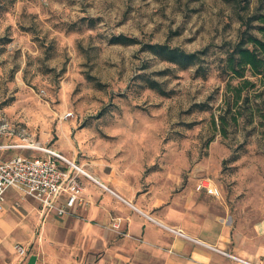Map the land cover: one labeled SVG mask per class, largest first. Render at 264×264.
<instances>
[{"label": "rangeland", "instance_id": "obj_1", "mask_svg": "<svg viewBox=\"0 0 264 264\" xmlns=\"http://www.w3.org/2000/svg\"><path fill=\"white\" fill-rule=\"evenodd\" d=\"M244 3L0 0V160L46 157L47 148L168 202L207 177L218 200L264 208V85L234 103L228 82L237 79L222 68ZM118 35L137 42H112ZM147 43L200 58L182 68Z\"/></svg>", "mask_w": 264, "mask_h": 264}, {"label": "crops", "instance_id": "obj_2", "mask_svg": "<svg viewBox=\"0 0 264 264\" xmlns=\"http://www.w3.org/2000/svg\"><path fill=\"white\" fill-rule=\"evenodd\" d=\"M95 163H78L88 175L78 174L82 199L67 214L46 213L15 189L4 192L0 264H238L214 247L264 264L262 206L234 208L218 200L216 185L209 193L197 183L184 187L190 195L181 191L169 202L136 196L129 183L109 182ZM200 191L209 195L205 201Z\"/></svg>", "mask_w": 264, "mask_h": 264}, {"label": "built area", "instance_id": "obj_3", "mask_svg": "<svg viewBox=\"0 0 264 264\" xmlns=\"http://www.w3.org/2000/svg\"><path fill=\"white\" fill-rule=\"evenodd\" d=\"M43 151L49 155L46 157L15 156L0 160V209L4 192L9 188L18 191L23 198L30 197L36 200L46 213L54 211L59 215L70 213L73 206L82 199L83 188L78 180V174L88 175V173L74 161L68 160L53 150L44 148ZM58 159L67 163L68 168H60L56 163ZM197 188L209 193L216 192L214 183L207 177L198 180ZM62 195H65L64 202L59 203L58 199ZM170 229L177 234L185 235L180 229ZM214 248L238 264H257L233 253ZM16 250L19 254L25 253L22 245H16Z\"/></svg>", "mask_w": 264, "mask_h": 264}, {"label": "trees", "instance_id": "obj_4", "mask_svg": "<svg viewBox=\"0 0 264 264\" xmlns=\"http://www.w3.org/2000/svg\"><path fill=\"white\" fill-rule=\"evenodd\" d=\"M255 10L249 14L248 9L252 0H245L241 7L247 10L243 15L238 13L243 29L238 41L228 51L224 58L223 71L231 78H236L235 83L228 82L233 92L234 103H237L245 89L253 88L257 81L264 85V39L257 36L251 28H256L260 34H264V0H254ZM240 9V8H239ZM257 21L254 25L252 22ZM261 23V24H260ZM264 37V36H263ZM114 43L132 44L137 40L130 36L118 35L112 39ZM146 49L160 57L162 60L187 68L198 62L195 52H185L179 47L170 46L166 43H147ZM255 77V79L251 78ZM149 85L157 89L154 80H149ZM264 142V134L262 135Z\"/></svg>", "mask_w": 264, "mask_h": 264}]
</instances>
